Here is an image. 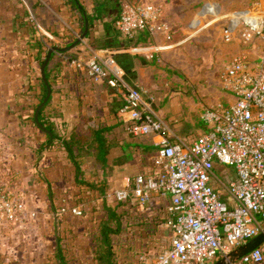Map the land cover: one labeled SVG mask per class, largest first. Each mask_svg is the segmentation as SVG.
<instances>
[{
	"label": "crops",
	"instance_id": "crops-1",
	"mask_svg": "<svg viewBox=\"0 0 264 264\" xmlns=\"http://www.w3.org/2000/svg\"><path fill=\"white\" fill-rule=\"evenodd\" d=\"M79 1L92 21L86 35L72 46L84 31L85 18L68 0H0V156L19 176L15 196L22 209L15 222L0 224V264H60V258L67 264H103L94 259L92 237L108 207L121 221V232L113 236L115 264H151L170 246L169 196L153 194L140 203L132 193L117 201L114 192L125 187L131 192L136 175L159 171L156 142L161 137L190 145L208 130L201 117L205 108L227 107L235 101L219 81L209 80L207 89L199 83L185 85L182 58L191 65L200 63L201 44L215 46L204 54L215 65L207 71L209 78L215 77L211 72L224 71L239 53L254 66L261 62V41L244 44L237 36L225 41L220 28L214 29L216 34L206 28L214 23L211 11L198 12L186 27L179 17L185 13L178 12L174 19L180 29L193 28L180 39L183 35H174L173 24L165 19L170 8L166 2L162 11L170 24L169 35H148L134 44L139 34L128 39L114 29L122 0ZM206 14L213 19L202 24ZM55 46L62 50L52 51L45 68L51 93L40 110L41 119L53 122L65 138L77 126L91 128L98 133L89 142L108 149L103 163L96 160L94 150L79 157L81 184L63 146L48 143L39 150L47 138L34 120L45 88L40 65ZM121 54L130 57L126 83L146 90L153 99L164 128L159 134L129 132L121 92L105 81L94 82L85 68L74 64L76 59L93 58L104 65L113 59L120 67ZM233 181L235 170L215 162L210 183L228 206L233 204L228 190ZM92 183L96 189L88 185ZM67 206L82 207V215L73 216ZM93 206L96 211L88 212Z\"/></svg>",
	"mask_w": 264,
	"mask_h": 264
},
{
	"label": "built area",
	"instance_id": "built-area-1",
	"mask_svg": "<svg viewBox=\"0 0 264 264\" xmlns=\"http://www.w3.org/2000/svg\"><path fill=\"white\" fill-rule=\"evenodd\" d=\"M221 22L223 40L237 36L242 43H262L261 62L254 66L244 53L226 65L222 87L235 101L227 107H208L202 120L208 130L190 145L170 143L161 137L156 145L160 167L157 173L138 174L131 192L116 190L117 201L130 193L140 203L153 194L169 196L167 224L172 230L170 246L151 264H209L244 244L263 230L264 222V1H255L239 10L214 17ZM115 28L128 39L142 32L168 36L170 24L162 8L151 2L122 5ZM94 82L105 81L121 92L122 109L129 116L127 130L133 134H159L163 124L147 91L130 86L113 59L101 64L91 58L76 59ZM231 166L237 181L229 184L233 204L228 206L211 185L214 163ZM129 187V186H128ZM71 214L82 215L79 206ZM22 213L19 199L0 190V224L15 222ZM264 244L231 264H262Z\"/></svg>",
	"mask_w": 264,
	"mask_h": 264
},
{
	"label": "rangeland",
	"instance_id": "rangeland-1",
	"mask_svg": "<svg viewBox=\"0 0 264 264\" xmlns=\"http://www.w3.org/2000/svg\"><path fill=\"white\" fill-rule=\"evenodd\" d=\"M151 2L155 3L157 5L163 6L166 5V2L169 4V14L166 15L165 12V19L170 22V24H173V34L177 35L178 33L183 35L180 39L184 38L187 32H193V28L188 27L186 31H182L180 28L179 21L175 20L174 18H177L178 12L185 13L184 16H179L180 19H182L183 24H185V27L192 22V20L199 14L198 12H213L211 15H222L225 13H231L235 10H239L243 7H246L247 5L251 4L255 1H264V0H122V5H125L126 3H134V2ZM122 7V6H121ZM213 17L210 16V14H206L204 18H202V24L203 22L212 21ZM181 22V23H182ZM177 26V27H175ZM179 26V27H178ZM221 26V22H214L211 25L207 26V29L216 30ZM178 28V29H177ZM177 29V30H176ZM215 30L213 31L215 34ZM213 32L210 35H213ZM209 35V34H208ZM206 35V36H208ZM79 38V37H78ZM75 42V41H74ZM205 44V43H204ZM202 54L199 57L200 63H194L191 65L189 63V60L187 57L182 58V61H184L183 68L185 71L181 70V80L184 81V84L189 86V84L194 83V86H198V83L201 87V89H207L209 86V80L211 81H219L221 84V76L223 71L220 69L219 72H211L215 74L214 78H209L208 72L209 70H213L214 63H209V57H206L205 52L211 53V50L214 49L215 46L209 45L205 46L202 45ZM207 50V51H206ZM198 60V59H197ZM213 85V84H212ZM222 86V84L220 85ZM206 109V108H205ZM204 112V111H203ZM202 112V113H203ZM43 131V130H42ZM44 132V131H43ZM44 145H41L39 150H42L44 148ZM50 145V144H49ZM60 145V144H58ZM56 146V145H55ZM62 146V145H61ZM231 167V166H229ZM233 168V167H231ZM18 174L15 172L14 169L8 168L6 165V162L3 161V159L0 156V190L5 191L7 194H9L11 197L15 196V190H16V184L18 183ZM70 207V206H69ZM68 208V206H67ZM82 208V207H81ZM69 209V208H68ZM97 207L93 206L92 210H88V212H94L96 211ZM98 210H102L99 208ZM73 215V214H72ZM98 215V214H97ZM74 216V215H73ZM91 227L93 228V225H95L94 221H91L90 223ZM124 241V239H122ZM157 256V255H156ZM154 257V259L156 258ZM153 259V260H154Z\"/></svg>",
	"mask_w": 264,
	"mask_h": 264
},
{
	"label": "trees",
	"instance_id": "trees-1",
	"mask_svg": "<svg viewBox=\"0 0 264 264\" xmlns=\"http://www.w3.org/2000/svg\"><path fill=\"white\" fill-rule=\"evenodd\" d=\"M71 3V6L74 10L79 12L84 18L88 20V24L92 21V16L85 12L82 4L78 0H68ZM116 19V18H115ZM115 23V22H114ZM117 34L121 35L120 32L115 28ZM145 36H148L147 33L142 32L138 35V40H134V44L137 43L140 39H144ZM122 60H118V64L124 70V80H127V75L130 74L131 63L130 57L128 54H121L119 56ZM45 77L47 79V73L45 72ZM46 96V87L44 88L38 104H40ZM48 99L44 102L46 104ZM38 114V120L40 124L46 128L50 133L51 137L47 134L45 144H50V146L62 145L64 149L67 151L68 159L72 163L75 169V177L78 184H81V180L78 179L80 175V166L78 163V159L81 156L86 154H91V151L94 150V155L96 156V160L103 163L104 158L103 155L108 150L105 146L98 147L94 142H89L93 137H97V133H94L91 128L84 129L82 126H77L73 129L72 133L68 138L64 136H59L58 130L56 129L53 122L45 123L41 119V115ZM98 152V153H97ZM91 188L96 189L97 186L95 184H88ZM101 189V188H100ZM264 229V222L262 223ZM121 232V221L119 217L111 208H107L106 217L100 220L97 223V229L95 230L92 237V249L94 253V259L97 262H102L103 264H115L114 257V249H113V236L119 234ZM60 264H67L64 261V258H60Z\"/></svg>",
	"mask_w": 264,
	"mask_h": 264
},
{
	"label": "water",
	"instance_id": "water-1",
	"mask_svg": "<svg viewBox=\"0 0 264 264\" xmlns=\"http://www.w3.org/2000/svg\"><path fill=\"white\" fill-rule=\"evenodd\" d=\"M75 1L78 2V0H75ZM87 30H88V22H87V19L85 18L84 31L81 34V36L75 40V42L72 44V46L75 45L76 43H78L86 35ZM61 50H62V48H59L56 46L50 48L46 54L45 59L43 60V62L40 65V75H41V79H42V81L46 87V96L43 99V101L40 104H38V106L34 112V120H35L36 124L41 128V130H43L45 133H47L50 137L52 136L51 133L40 124V122L38 120V114H39V111L41 110L44 102L48 99V97L50 96V93H51L50 85L48 83V80L45 77V68L49 62L50 55H51L52 51L57 52V51H61ZM263 244H264V229L259 234H257L255 237L251 238L250 240H248L244 244L234 248L233 250H231L230 252H228L224 256L218 258L217 260H215L209 264H231L235 260L239 259L243 255L249 253L253 249H255V248H257Z\"/></svg>",
	"mask_w": 264,
	"mask_h": 264
}]
</instances>
